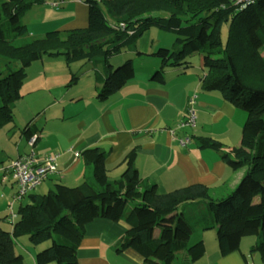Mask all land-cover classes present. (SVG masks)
Here are the masks:
<instances>
[{"label":"trees","instance_id":"trees-1","mask_svg":"<svg viewBox=\"0 0 264 264\" xmlns=\"http://www.w3.org/2000/svg\"><path fill=\"white\" fill-rule=\"evenodd\" d=\"M78 1L86 10L84 27L36 36L29 34L18 18L34 5H62L63 0H3L0 130L15 124L14 102L34 62L44 56H60L69 70L78 62V68L91 65L95 98L105 100L135 73L130 58H124L115 68L110 60L118 55L119 62L125 48L141 55L137 41L150 28H157L172 33L174 42L171 48L158 47L152 53L158 67L149 80L162 85L166 70L184 73L192 67L187 59L201 54L200 91H217L223 102L245 113V120L238 145L229 151L221 142L206 137H198V145L216 152L232 170L244 171L222 196L214 197L201 184L159 193L154 183L140 178L133 150L123 159L120 177L109 180L104 167L106 153L97 147L85 149L79 155L91 165L90 179L86 177L72 187L56 184L53 191L43 194L29 192L23 197H28V203L19 204L15 212L11 208L14 220L7 204L2 221L10 228L0 226V264L23 263L22 254L15 252L16 240L22 237L34 246L52 241L36 252L34 264H78L77 250L84 226L97 218L127 226L128 241L116 250L125 246L133 249L142 258L140 264H192L205 251L201 238L190 241L196 233H213L222 256L237 251L243 237L255 236L253 250L263 257L264 57L259 50L264 47V0ZM78 75V71L70 72L67 87L75 84ZM21 131L25 138L34 132L28 125ZM2 162L0 158V165ZM9 164L0 171L10 180L6 171Z\"/></svg>","mask_w":264,"mask_h":264},{"label":"crops","instance_id":"crops-1","mask_svg":"<svg viewBox=\"0 0 264 264\" xmlns=\"http://www.w3.org/2000/svg\"><path fill=\"white\" fill-rule=\"evenodd\" d=\"M2 2L0 0V5ZM77 4L71 3L70 6L74 8ZM61 18L58 15L54 23L53 20L47 24L55 26ZM151 36L152 31L148 30L137 41L141 55L129 52L134 57L130 58L135 68L134 77L105 100L95 98L91 73L89 77L84 67H71L67 73L65 65L64 70L58 72L56 69L60 70V65L48 64L43 74L42 95L32 99L31 94L39 88L23 91V82L15 102L22 103L26 115L28 111L29 114H21L13 127L0 130V158L4 159L0 167L31 151L39 159L47 154H58L56 173L49 175L30 192L41 194L53 191L56 184L72 187L91 176L90 164H86L79 155L85 149L97 147L106 153L104 167L109 180L120 177L124 170L123 159L133 150L134 167L140 178L154 183L159 193L201 184L208 187L214 197L222 196L228 185L240 179L244 168L232 170L216 152L201 149L197 139L217 140L225 151H229L239 143V127L245 120V113L223 102L217 91H200L199 77L203 74L200 59L196 67L190 68L194 73L189 69L184 73L166 70L164 84L151 82L150 75L158 67V60L152 53L159 45L158 40ZM259 52L264 57V47ZM124 58L126 55H122L120 61ZM72 71L79 73L74 85L79 84L86 74L88 88L85 85L67 87ZM45 72L57 74L54 79H49ZM191 96L196 97V125L193 130L180 129L178 125L183 119L186 101ZM29 118L30 122L26 123ZM24 123L32 131H40L33 147L26 143L25 134L17 135V130ZM186 136L190 137L191 143L181 146L178 139ZM0 174L3 204L7 201L10 204L17 187L1 171ZM0 213L6 215L2 204ZM199 238L205 244V251L192 264H264V256L253 250L257 242L255 236L243 237L238 250L226 256L219 253L213 233L193 234L190 241L195 242ZM127 241L124 223L94 219L84 226L77 250L78 264H140L142 258L133 249L125 246L120 251L116 250L118 245Z\"/></svg>","mask_w":264,"mask_h":264},{"label":"rangeland","instance_id":"rangeland-1","mask_svg":"<svg viewBox=\"0 0 264 264\" xmlns=\"http://www.w3.org/2000/svg\"><path fill=\"white\" fill-rule=\"evenodd\" d=\"M71 3H76V0H63L62 5H57V7H52L51 5L47 4V3H43V4H37L32 6L26 13L24 16H21L18 18V20L20 22H22L23 24H26L27 28H28V33L32 34V35H42L45 32L48 31H53V30H63V29H71V28H81L84 27L86 25V11L84 8V4L78 1V4L74 6H70ZM61 15L62 18L61 20H58L59 23L55 26H50L49 23L50 21H53L52 23L55 22V18ZM225 30V28H223V31ZM150 31H152L153 36L152 39L153 40H158L159 45L157 46V48L154 49V52H156L159 48H171V43L174 42V35L168 31H163V30H159L157 28H150ZM135 46V45H134ZM132 47V46H130ZM154 47V44H153ZM128 48H125V50L122 52V54L126 55V58H134L132 57L131 53L127 52ZM132 48L128 51H131ZM126 52V53H125ZM119 56H114L111 60H110V64L113 68H115L118 65H121L122 62L119 61L117 62V58ZM43 61H38V62H34L30 67H28L27 69V74L25 79L23 80V82L25 83V87L23 89V91L27 90V89H33L38 87L39 91H35L34 93L31 94L30 99L32 98H36L40 95H42L40 92L43 91V79H44V71L47 69L46 66H48V64L50 65H60V70L56 69L58 72L64 70L63 65H65L63 57L60 56H54V57H48V56H44ZM199 59L201 60V54L197 53V54H192V56L190 58H188L187 60H189L192 63V66L196 67V64L199 62ZM195 62V65H193ZM79 64H81V62H78ZM76 63L74 65H72L71 67H76V65L78 66L79 64ZM66 67V65H65ZM82 67H84L85 70H88L89 72V77H90V69L91 66L88 64H83ZM140 69V68H139ZM138 69V71H139ZM50 70V69H49ZM189 71H191L190 73H194L192 71H194L193 69H189ZM66 72H69V69L66 67ZM74 72V71H72ZM46 73V72H45ZM49 79H54V76L57 73H46ZM151 76V75H150ZM87 80V76L86 74L83 76V78L80 80L79 84L74 85L75 87L80 85V87H82L83 85L86 86V88H88V84L86 85V81ZM22 82V83H23ZM73 86V87H74ZM15 105V111H14V119L18 122L21 118V114L23 116H28L29 111L27 112L26 115V109H23V105L22 103L17 104V102H14ZM30 119H27L25 122H30ZM244 121L241 123L240 125V129H242V125H243ZM26 124L24 123L23 125H21L19 127V129L17 130V135H19L22 131V129L24 128ZM241 132V131H240ZM241 134V133H240ZM2 140V137H0V142ZM27 140V138H26ZM91 166V165H90ZM1 176V174H0ZM90 179V177H89ZM46 193V191H43L41 194ZM4 199L1 198L0 195V204L3 205V209L7 208V203L8 201L4 202ZM11 201V200H10ZM29 199L28 197L23 198L21 201L18 202H14L13 203V210L16 211L17 207L19 204H26L28 203ZM2 213H0V226L6 230H9L10 226L6 223H4L2 221ZM52 241H47L44 242L40 245H32L28 242L26 237H22V238H18L16 240L15 243V252L18 254H22L23 256V263L22 264H34L33 263V256H35L37 251L42 250L43 248H46L48 246H50L52 243ZM50 264H56L55 262L50 263Z\"/></svg>","mask_w":264,"mask_h":264},{"label":"built area","instance_id":"built-area-1","mask_svg":"<svg viewBox=\"0 0 264 264\" xmlns=\"http://www.w3.org/2000/svg\"><path fill=\"white\" fill-rule=\"evenodd\" d=\"M56 7V3L50 4ZM195 96H191L186 101V107L183 113V119L179 123L180 129H192L195 127L196 111H195ZM173 134V132H171ZM40 137V131H34L33 134L27 138L26 143L33 147L36 140ZM181 146H187L191 143L189 136L178 139ZM58 154H47L42 158H36L31 151L27 155L18 156L10 162L6 171L11 180L16 184L17 191L13 197V202L21 200L41 182H43L49 175L56 173V158ZM12 203H10V218L15 219V214L12 212Z\"/></svg>","mask_w":264,"mask_h":264}]
</instances>
